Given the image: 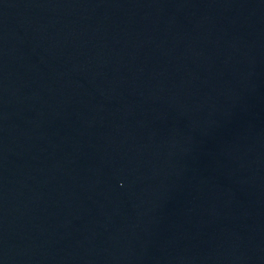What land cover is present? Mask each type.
<instances>
[{"label": "water", "instance_id": "1", "mask_svg": "<svg viewBox=\"0 0 264 264\" xmlns=\"http://www.w3.org/2000/svg\"><path fill=\"white\" fill-rule=\"evenodd\" d=\"M0 264H264V0H0Z\"/></svg>", "mask_w": 264, "mask_h": 264}]
</instances>
